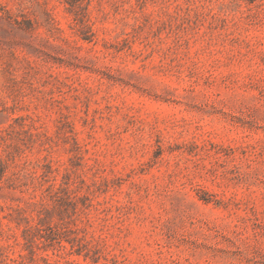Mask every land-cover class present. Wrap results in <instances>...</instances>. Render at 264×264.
Listing matches in <instances>:
<instances>
[{"label": "rangeland", "instance_id": "1", "mask_svg": "<svg viewBox=\"0 0 264 264\" xmlns=\"http://www.w3.org/2000/svg\"><path fill=\"white\" fill-rule=\"evenodd\" d=\"M0 264H264V0H0Z\"/></svg>", "mask_w": 264, "mask_h": 264}, {"label": "trees", "instance_id": "2", "mask_svg": "<svg viewBox=\"0 0 264 264\" xmlns=\"http://www.w3.org/2000/svg\"><path fill=\"white\" fill-rule=\"evenodd\" d=\"M74 1V0H73Z\"/></svg>", "mask_w": 264, "mask_h": 264}]
</instances>
